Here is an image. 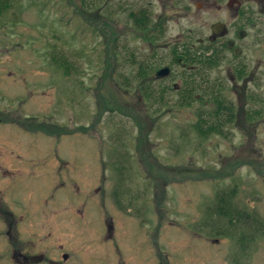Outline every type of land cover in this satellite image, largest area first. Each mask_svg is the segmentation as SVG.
Masks as SVG:
<instances>
[{
	"label": "rangeland",
	"instance_id": "374dc122",
	"mask_svg": "<svg viewBox=\"0 0 264 264\" xmlns=\"http://www.w3.org/2000/svg\"><path fill=\"white\" fill-rule=\"evenodd\" d=\"M125 11L0 0V264L4 220L29 235L52 222L69 264H264V111L262 144L244 146L247 131L226 136L208 129L210 111L180 110L141 70L172 60L190 16L160 46ZM219 195L234 212L219 213Z\"/></svg>",
	"mask_w": 264,
	"mask_h": 264
},
{
	"label": "flooded vegetation",
	"instance_id": "af4514ba",
	"mask_svg": "<svg viewBox=\"0 0 264 264\" xmlns=\"http://www.w3.org/2000/svg\"><path fill=\"white\" fill-rule=\"evenodd\" d=\"M114 2L126 10L129 29L150 37L151 45L156 42L164 46L160 41L171 20L190 16L189 34L177 41L172 60L155 68L153 63L146 64V83H163L161 91L165 93L173 88L180 110L191 102L194 111H210L206 118L208 129L226 136L235 129L242 134L247 131L250 136L242 141L244 146L262 144L258 131L264 111V0ZM162 68L169 71L158 75ZM171 79L174 80L168 82ZM145 94H152L149 86ZM0 179L5 181L4 177ZM0 214L6 215L3 200ZM6 223L1 234L10 240L6 251L8 264H69V253L64 249L60 252L57 245L50 243L55 241L47 233L53 230L52 222L42 220L38 228H31L36 230L33 235L22 233L18 220H4V226ZM37 238L41 243L35 242Z\"/></svg>",
	"mask_w": 264,
	"mask_h": 264
},
{
	"label": "trees",
	"instance_id": "16d2710c",
	"mask_svg": "<svg viewBox=\"0 0 264 264\" xmlns=\"http://www.w3.org/2000/svg\"><path fill=\"white\" fill-rule=\"evenodd\" d=\"M145 72H146V68H145V71L143 72V70H141V74H142V76H144L145 75ZM203 132H206V131H203ZM218 201H219V207H218V209H219V213L220 214H222V215H228L229 214V211L228 210H226L225 209V207H228V206H230L229 208H230V211L231 212H234V206H232L231 207V205H232V202L231 203H229V205L227 204L228 203V201L226 200V197L223 195V196H218ZM236 212H238V211H236Z\"/></svg>",
	"mask_w": 264,
	"mask_h": 264
},
{
	"label": "water",
	"instance_id": "95a60500",
	"mask_svg": "<svg viewBox=\"0 0 264 264\" xmlns=\"http://www.w3.org/2000/svg\"><path fill=\"white\" fill-rule=\"evenodd\" d=\"M168 71H169V68H162V69H160V70L157 72V74H158V75H163V74L167 73Z\"/></svg>",
	"mask_w": 264,
	"mask_h": 264
}]
</instances>
